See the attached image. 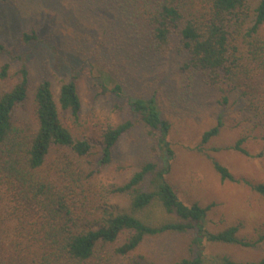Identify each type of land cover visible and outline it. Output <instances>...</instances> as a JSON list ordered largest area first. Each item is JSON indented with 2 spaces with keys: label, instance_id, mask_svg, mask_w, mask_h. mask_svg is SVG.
I'll use <instances>...</instances> for the list:
<instances>
[{
  "label": "trees",
  "instance_id": "16d2710c",
  "mask_svg": "<svg viewBox=\"0 0 264 264\" xmlns=\"http://www.w3.org/2000/svg\"><path fill=\"white\" fill-rule=\"evenodd\" d=\"M141 1L155 52L170 51L177 36L178 52L186 56L180 70L207 71L213 84L222 71V81L233 86L264 78V0ZM38 36L35 29L22 32L25 43ZM4 51L0 42V53ZM10 67V61L0 63L5 84L0 89V264H160L132 255L146 237L162 234L187 237L185 254L167 264H205V242L253 246L264 241V233L254 239L239 236L237 225L209 230L212 204H187L178 197L167 179L175 156L168 139L170 123L161 117L154 95L129 102L133 118L100 127L99 144L77 137L63 120L67 113L79 124L82 101L76 75L61 77L55 89L50 78L33 83L27 63L13 72ZM101 79L97 86L102 93L119 92L118 83L108 88L109 73ZM31 87L34 123H16L15 111ZM253 88V98L259 93L264 105V82ZM139 123L153 139L152 148L162 152V164L142 160L122 183L99 188L98 172L111 162L120 137ZM217 133L216 125L203 132L201 141ZM243 140L232 147L246 154ZM53 149L60 150L48 159ZM211 163L222 181L234 180L227 167L212 158ZM246 184L264 196V182ZM108 195L125 196L127 205L109 203ZM153 205L166 217L148 219L144 212ZM214 260L264 264V257L242 262L216 255Z\"/></svg>",
  "mask_w": 264,
  "mask_h": 264
},
{
  "label": "rangeland",
  "instance_id": "374dc122",
  "mask_svg": "<svg viewBox=\"0 0 264 264\" xmlns=\"http://www.w3.org/2000/svg\"><path fill=\"white\" fill-rule=\"evenodd\" d=\"M141 3L0 0V42L5 46L0 63L10 61L11 72L27 63L33 83L50 78L55 89L61 77L76 75L82 101L79 124H73L67 113L62 114L63 120L77 137L87 136L96 143L100 127L134 117L131 100L154 95L161 117L170 123L168 139L175 156L167 179L178 197L187 204H212L207 214L209 230L237 225L239 236L254 239L264 233V196L246 181L264 182V105L259 93L253 98V87L262 86L264 78H247L233 86L232 81H222V71L213 84L207 71L180 70L186 56L178 52L177 36L170 51L155 52L147 19L140 13ZM31 29L39 36L25 43L22 32ZM261 32L264 39V24ZM107 73L112 79L108 88L118 83V93H102L97 86L101 75ZM4 85L0 81V89ZM14 120L33 125L32 87L28 99L16 109ZM216 125L218 133L203 143V132ZM240 138L246 154L232 147ZM152 146L153 139L136 124L120 137L111 162L98 172V187L122 183L142 160L162 164V152ZM59 150L53 149L48 159ZM211 158L227 167L234 180L222 181ZM107 199L120 207L127 205L123 195H108ZM144 214L154 221L166 217L157 205ZM186 244L185 235L150 236L132 256L167 264L185 254ZM204 254L205 264H218L216 255L257 261L264 257V241L253 246L205 242Z\"/></svg>",
  "mask_w": 264,
  "mask_h": 264
}]
</instances>
